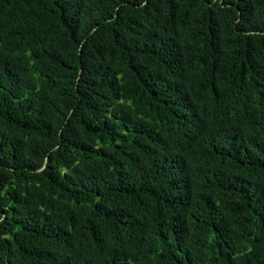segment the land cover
<instances>
[{
    "label": "trees",
    "instance_id": "16d2710c",
    "mask_svg": "<svg viewBox=\"0 0 264 264\" xmlns=\"http://www.w3.org/2000/svg\"><path fill=\"white\" fill-rule=\"evenodd\" d=\"M0 264H264V0H0Z\"/></svg>",
    "mask_w": 264,
    "mask_h": 264
}]
</instances>
